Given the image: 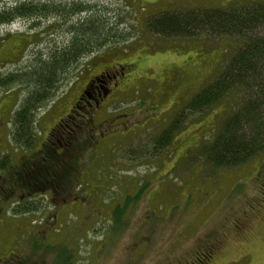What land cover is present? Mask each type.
Listing matches in <instances>:
<instances>
[{
  "label": "rangeland",
  "instance_id": "1",
  "mask_svg": "<svg viewBox=\"0 0 264 264\" xmlns=\"http://www.w3.org/2000/svg\"><path fill=\"white\" fill-rule=\"evenodd\" d=\"M263 1L0 0V13L24 3L86 8L77 16L0 26V77L58 53L81 20L98 22L109 37L59 77L37 111V149L72 114L85 122L91 142L79 135L78 149L85 150L76 153L81 198L61 205L44 197L35 213L18 217L12 202L0 203V259L30 252L37 241L47 264H64L69 255L73 264H194L207 253L205 264H264V151L220 170L200 152L225 115L240 108V97L189 114L170 145L157 142L241 44L225 37L166 39L147 29L161 13ZM33 89L0 88V160L21 161L12 118Z\"/></svg>",
  "mask_w": 264,
  "mask_h": 264
},
{
  "label": "trees",
  "instance_id": "2",
  "mask_svg": "<svg viewBox=\"0 0 264 264\" xmlns=\"http://www.w3.org/2000/svg\"><path fill=\"white\" fill-rule=\"evenodd\" d=\"M66 8L44 3L20 4L0 13V26L22 19L77 16L86 11L77 5L73 9ZM77 23L69 32L74 34L72 41L58 53L51 54L47 60L40 58L18 74L0 77L1 89L18 83L34 88L12 118V144L24 153L21 161L15 164L7 157L0 160V203L12 202L10 210L14 217L35 213L42 204L39 200L44 197H51L53 203L58 201L61 205L81 198L77 193L81 186L78 175L81 168L76 153L85 148L78 149L79 135L86 137V143L91 142L83 119L72 114L39 149L35 132L37 111L51 98L59 77L109 42L108 32L101 29L98 22L81 20ZM147 29L166 39L225 37L241 44L228 56L219 75L176 115L158 138V146L163 148L172 143L189 114L209 111L236 95L242 102L240 108L225 115L212 140L203 144L200 152L205 162L218 170L241 167L260 155L264 151V1L225 9L161 13L148 20ZM34 244L32 251L0 259V264H47L40 252L42 244L37 241ZM208 257L207 253L194 264H205ZM62 263L73 264L70 255Z\"/></svg>",
  "mask_w": 264,
  "mask_h": 264
}]
</instances>
